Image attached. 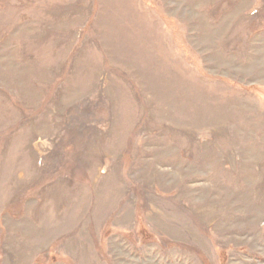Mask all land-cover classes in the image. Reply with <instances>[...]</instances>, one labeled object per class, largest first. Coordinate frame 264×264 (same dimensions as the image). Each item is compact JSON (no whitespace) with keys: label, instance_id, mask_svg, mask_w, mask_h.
<instances>
[{"label":"rangeland","instance_id":"374dc122","mask_svg":"<svg viewBox=\"0 0 264 264\" xmlns=\"http://www.w3.org/2000/svg\"><path fill=\"white\" fill-rule=\"evenodd\" d=\"M0 264H264V0H0Z\"/></svg>","mask_w":264,"mask_h":264}]
</instances>
